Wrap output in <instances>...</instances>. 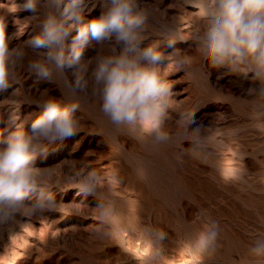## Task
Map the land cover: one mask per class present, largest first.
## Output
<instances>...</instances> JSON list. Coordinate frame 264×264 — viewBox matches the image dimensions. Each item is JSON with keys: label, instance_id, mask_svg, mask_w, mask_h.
<instances>
[{"label": "rangeland", "instance_id": "1", "mask_svg": "<svg viewBox=\"0 0 264 264\" xmlns=\"http://www.w3.org/2000/svg\"><path fill=\"white\" fill-rule=\"evenodd\" d=\"M14 2L22 5L25 0ZM99 2L86 0V21L100 15ZM141 3L152 14L145 45L178 27L185 42H178L176 48L195 58L191 66L168 77L174 98L182 101L168 110L164 127L169 140L158 143L154 136L138 140L101 111L90 73L94 58L107 54L114 38L104 45L90 41L86 46L83 61L89 87L75 94L67 82L74 81L71 69L66 70L67 79L56 74L51 80H40L27 67L37 53L26 48L27 56L14 72L17 83L0 91V139L13 130L11 118L17 115V123H24L30 132L48 97L76 100L77 133L48 144L36 166L55 193L54 203L77 204L64 207V214L51 208L55 205L44 209L39 205L0 224V264H254L249 247L255 236L264 234V132L258 129L264 126L262 85L251 73L245 77L227 68H212L198 57L195 36L202 24L191 0ZM47 11L44 5L37 13L0 12L6 15L9 47L24 48L25 41L39 31ZM28 17L32 18L23 35L14 37L18 30L14 21ZM161 50L172 51L163 44ZM193 134L198 140L189 139ZM193 148L198 157L188 151ZM81 168L100 174L99 189L88 194H78L76 188L61 191L60 187L69 186L65 181L72 172ZM140 168L145 172L143 179ZM36 200L33 194L24 203L31 206ZM102 200L109 213L104 219L114 226L111 236L105 235L100 224L97 207ZM68 212L73 214L66 216ZM208 221L216 224L219 237L216 250L202 254L191 239ZM25 222L30 225L28 232L9 246V233ZM57 228L59 234L54 235ZM21 255L23 259L18 260Z\"/></svg>", "mask_w": 264, "mask_h": 264}, {"label": "clouds", "instance_id": "2", "mask_svg": "<svg viewBox=\"0 0 264 264\" xmlns=\"http://www.w3.org/2000/svg\"><path fill=\"white\" fill-rule=\"evenodd\" d=\"M190 4L202 24L195 36L198 57L212 68H227L245 77L251 73L261 83L260 95L264 96V0H191ZM44 5L49 11L39 24V31L25 41L24 48L9 47L6 15L0 14V91L17 83L14 72L27 56L26 48L37 53V58L30 59L27 67L38 79L51 80L56 74L67 79L66 70L71 69L74 81H67L71 91L73 94L85 91L89 87L87 62L83 61L86 46L90 41L104 45L114 38L115 44L108 46L109 52L94 58L90 73L92 91L99 96L101 111L114 125L127 129L138 140L154 136L158 143L168 141L169 133L164 127L168 110L182 105V101L174 98L173 82L168 77L191 66L195 59L176 48L178 42H185L180 29H169L163 37L145 45L152 14L141 0H100V15L87 21L86 0H25L22 5L9 0L0 3V12L37 13ZM31 18L14 21L18 29L14 37L23 35ZM162 44L172 51L161 50ZM41 49L46 51H38ZM40 107L43 110L32 122L30 132L25 131L24 123H17L20 119L17 115L11 118L13 130L0 139V224H6L17 212L26 215L27 209L36 210L39 205H42L40 209L55 205L51 208L64 214V207L77 204L54 203L55 193L42 179L36 160L46 155L48 144L77 133L75 113L79 103L48 97ZM258 129L264 132V126ZM189 139L196 141L198 136L193 134ZM188 151L198 157L195 148ZM72 173L65 181L68 187L57 185L61 191L76 188L78 194H88L99 189L100 174L95 169L81 168ZM138 174L142 179L145 177L143 168ZM33 194L37 195L36 202L26 205L25 200ZM105 208L102 200L97 207L101 210L100 224L105 235L111 236L114 226L104 219L109 214ZM71 214L68 212L66 216ZM29 227L27 222L21 223L18 231L9 233V246L20 242ZM58 234L57 228L54 235ZM143 234L152 238L147 229H143ZM155 235L164 236L159 231ZM218 237L216 224L208 221L194 233L191 243L202 254L214 252ZM249 255L254 258V264H264V234L254 237ZM17 259H23V255Z\"/></svg>", "mask_w": 264, "mask_h": 264}, {"label": "bare ground", "instance_id": "3", "mask_svg": "<svg viewBox=\"0 0 264 264\" xmlns=\"http://www.w3.org/2000/svg\"><path fill=\"white\" fill-rule=\"evenodd\" d=\"M91 1V0H90ZM98 2V1H97Z\"/></svg>", "mask_w": 264, "mask_h": 264}, {"label": "snow or ice", "instance_id": "4", "mask_svg": "<svg viewBox=\"0 0 264 264\" xmlns=\"http://www.w3.org/2000/svg\"><path fill=\"white\" fill-rule=\"evenodd\" d=\"M31 234V233H30Z\"/></svg>", "mask_w": 264, "mask_h": 264}]
</instances>
